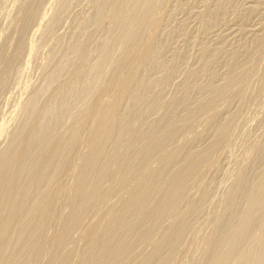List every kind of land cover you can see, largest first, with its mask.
Returning a JSON list of instances; mask_svg holds the SVG:
<instances>
[{
    "label": "bare ground",
    "instance_id": "6f19581e",
    "mask_svg": "<svg viewBox=\"0 0 264 264\" xmlns=\"http://www.w3.org/2000/svg\"><path fill=\"white\" fill-rule=\"evenodd\" d=\"M0 264H264V0H0Z\"/></svg>",
    "mask_w": 264,
    "mask_h": 264
}]
</instances>
